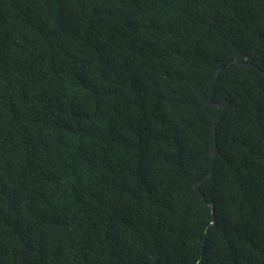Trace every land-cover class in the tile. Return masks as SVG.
<instances>
[{
	"label": "trees",
	"instance_id": "trees-1",
	"mask_svg": "<svg viewBox=\"0 0 264 264\" xmlns=\"http://www.w3.org/2000/svg\"><path fill=\"white\" fill-rule=\"evenodd\" d=\"M260 70L264 0H0V264H264Z\"/></svg>",
	"mask_w": 264,
	"mask_h": 264
},
{
	"label": "water",
	"instance_id": "water-1",
	"mask_svg": "<svg viewBox=\"0 0 264 264\" xmlns=\"http://www.w3.org/2000/svg\"><path fill=\"white\" fill-rule=\"evenodd\" d=\"M242 60H246L247 62H243ZM234 62H240V64H242L243 66H246L248 68H256V66L251 62V59L248 55H244L242 54L241 52H238L235 56V60ZM226 67H222V68H219L218 71H217V74L225 69ZM261 71V70H260ZM262 74H264V71H261ZM206 102L207 104L209 105H212V106H215L217 108H221V112H220V115L222 114V112L226 109V107L228 106V101L227 100H223L221 102H214L212 100V97H207L206 98ZM218 153V149H217V144L215 143L214 146H213V150H212V154L213 156H216ZM212 176V174L210 173L209 175L205 176V178L203 180H206L208 178H210ZM202 180L198 181L196 184H195V189L197 191H199V185L201 183ZM212 209L213 211V203H209L207 201H205ZM214 222V220H212V223Z\"/></svg>",
	"mask_w": 264,
	"mask_h": 264
}]
</instances>
